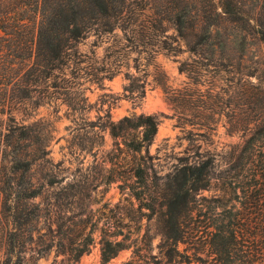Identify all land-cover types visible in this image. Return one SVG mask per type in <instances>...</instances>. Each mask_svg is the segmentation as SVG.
<instances>
[{
  "label": "rangeland",
  "instance_id": "obj_1",
  "mask_svg": "<svg viewBox=\"0 0 264 264\" xmlns=\"http://www.w3.org/2000/svg\"><path fill=\"white\" fill-rule=\"evenodd\" d=\"M166 34L174 32L168 29ZM218 34L217 63L198 61L187 52L168 55L157 50L163 38H124L118 30L101 39L90 36L78 46L81 55L36 95L41 104L30 111L28 107L26 117L15 116L35 125L40 143L29 158L33 181L42 190L34 200L40 216L17 256L7 255L0 239V264H64L67 256L56 249L59 226L73 236L92 232L91 245L78 264H102L103 237L127 247L106 264H220L209 246V232L222 218L223 207L234 203L228 184L245 161L253 121L264 116V44L241 39L228 24ZM183 62L190 73L179 71ZM140 91L142 97L135 99ZM107 113L113 122L140 114L158 120L148 147L147 202L136 200L128 189L134 185L132 158L115 150L113 139L99 127L98 118ZM5 123L6 115L0 114V169L10 150ZM263 152L254 150L257 170ZM206 159L211 160V184L194 195L192 213L180 225L182 239L166 242V234L175 231H167L164 196L182 169ZM48 180L56 186L46 189ZM240 185L250 187L257 207L244 228L242 244L248 254L235 258L264 264V182L243 178ZM237 209L248 211L239 204Z\"/></svg>",
  "mask_w": 264,
  "mask_h": 264
},
{
  "label": "trees",
  "instance_id": "obj_2",
  "mask_svg": "<svg viewBox=\"0 0 264 264\" xmlns=\"http://www.w3.org/2000/svg\"><path fill=\"white\" fill-rule=\"evenodd\" d=\"M225 24L235 27L241 39L251 37L264 44V0H0V114L6 115L5 141L10 149L0 169V239L7 255L21 252L24 236L37 224L40 209L34 200L42 193L41 186L33 181V159H29L40 145L35 125L24 124L15 116L26 117L28 107L30 111L41 104L36 95L50 87L48 82L56 78V72L81 55L78 46L90 36L101 39L114 36L118 30L124 38H163L156 43L157 50L168 55L187 52L198 61L203 58L217 63L218 30ZM168 29L174 34L167 35ZM187 66L181 63L179 71L190 73ZM161 87L167 92L164 83ZM140 97L142 91L135 99ZM98 120L100 129L113 139L115 150L132 158L129 173L134 185H129V191L136 200L149 201L148 147L157 133L158 120L140 114L113 122L109 113ZM253 124L244 149L246 155L242 156L245 161L228 184L234 203L223 207L222 218L209 232V246L220 264H251L235 256L248 254L242 244L244 228L252 223L257 207L250 187L241 186V179L260 178L264 182V157L259 170L253 165L255 148L264 150V116ZM210 168V159L196 162L182 169L175 186L172 183L168 188L164 196L165 222L167 231L175 233L166 234V242L182 239L180 225L192 213L194 195L209 188ZM45 186L52 189L56 185L48 180ZM238 204L248 211L240 212ZM260 223L264 237V211ZM71 232L62 231L61 226L57 232L56 249L67 256L64 264H78L92 242L91 231H79L75 236ZM124 249L127 247L123 241L103 237L102 264ZM260 255L264 258L263 253Z\"/></svg>",
  "mask_w": 264,
  "mask_h": 264
}]
</instances>
